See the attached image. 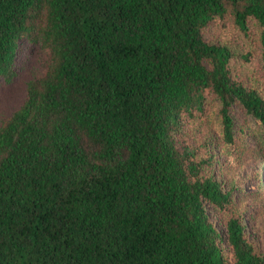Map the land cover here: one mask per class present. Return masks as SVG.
Wrapping results in <instances>:
<instances>
[{
  "label": "trees",
  "instance_id": "trees-1",
  "mask_svg": "<svg viewBox=\"0 0 264 264\" xmlns=\"http://www.w3.org/2000/svg\"><path fill=\"white\" fill-rule=\"evenodd\" d=\"M17 76L0 264H264L216 170L264 162V0H0Z\"/></svg>",
  "mask_w": 264,
  "mask_h": 264
},
{
  "label": "rangeland",
  "instance_id": "rangeland-1",
  "mask_svg": "<svg viewBox=\"0 0 264 264\" xmlns=\"http://www.w3.org/2000/svg\"><path fill=\"white\" fill-rule=\"evenodd\" d=\"M37 50L31 45L23 47L21 45L18 52V61L23 58V66L31 64L36 57ZM23 67V68H24ZM25 69V68H24ZM23 73V69L19 74ZM20 78L17 76L12 83H0V113L8 112L11 109H15L22 97L23 88L20 83ZM260 165V176L262 177L263 195L256 198L254 195H245L243 189L246 192L254 191L257 188L256 177L253 175V169L258 168ZM218 175L220 177L229 178L234 177L235 181L242 186L241 189L236 190V195L240 200L241 209L243 210L246 229L249 236L256 243L264 246V162L256 163L253 158L246 159L240 167L236 170H229L227 164L223 161L216 167ZM211 216H214L210 212Z\"/></svg>",
  "mask_w": 264,
  "mask_h": 264
}]
</instances>
